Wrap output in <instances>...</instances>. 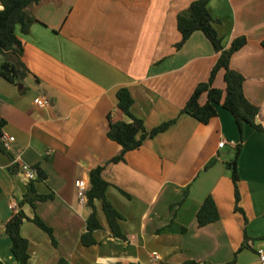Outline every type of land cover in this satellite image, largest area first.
Instances as JSON below:
<instances>
[{
  "label": "crops",
  "instance_id": "0c3cea01",
  "mask_svg": "<svg viewBox=\"0 0 264 264\" xmlns=\"http://www.w3.org/2000/svg\"><path fill=\"white\" fill-rule=\"evenodd\" d=\"M195 1L41 0L29 8L36 22L28 34L17 27L29 74L20 85L0 76L1 132L15 139L8 146L2 139L5 152L0 143V264H19L5 227L28 190L24 167L44 172L35 188L52 198L22 209L51 227L57 241L53 246L25 220L21 234L30 244L29 264H262L264 134L246 124L241 141L235 119L222 107L207 125L183 113L220 56L202 32L176 48L182 39L178 15ZM208 9L225 49L247 38L231 68L246 78L245 95L260 108L257 120L264 126V0H211ZM214 87L226 88L224 70ZM122 88L130 91L131 112L148 131L175 124L127 153L125 162L106 166L107 198L122 217L127 240L114 236L96 202L102 229L93 233L97 244L85 246L91 210L80 202L79 182L89 190L90 172L122 151L108 138L109 116L130 121L118 107ZM39 96L49 98L51 107L39 109ZM207 100L204 95L200 102ZM240 144L242 213L235 210L226 167ZM209 196L221 218L201 228L197 214Z\"/></svg>",
  "mask_w": 264,
  "mask_h": 264
},
{
  "label": "trees",
  "instance_id": "16d2710c",
  "mask_svg": "<svg viewBox=\"0 0 264 264\" xmlns=\"http://www.w3.org/2000/svg\"><path fill=\"white\" fill-rule=\"evenodd\" d=\"M210 1L211 0H197L193 2L185 12L178 15L177 19V28L182 37L181 41L176 45L178 50L187 43L195 32H202L212 44L215 52L220 55L217 64L212 70L209 81L201 83L196 87L183 113L207 125L214 117L218 116L219 108L222 107L235 119L242 141L244 126L246 124L264 134V126L257 120L260 108L251 103L245 95L244 85L246 78L241 73L231 68L232 57L247 45V38H237L229 49H225L223 47L222 37L215 28V24L218 21L212 16L208 9ZM0 2L3 6V9L0 10V76L11 84L20 85L27 78L29 69L23 60L24 45L17 36V27L20 26L24 34L29 33L32 25L36 22L30 15L29 8L33 5H38L41 0H0ZM262 46L264 48V40ZM221 70L225 72L226 88L224 90L214 87L215 78ZM204 95H207L208 100L203 105L200 101ZM117 98L119 109L130 121L112 122L109 116L110 127L108 138L119 144L122 147V151L119 156L113 158L104 166H99L90 172V188L87 191V206L90 208L91 214L87 219V233L82 237V242L85 246L96 245L97 242L93 237V233L102 229L97 215L96 202H101L102 210L114 236L125 241L127 240L119 225V220H121L122 217L107 198V190L110 184L103 177L106 166L125 162L127 153L138 150L142 147L147 138H154L167 131L175 124L174 120L148 131L144 122L135 117L131 112L134 99L130 91L126 88L120 89L117 92ZM4 124L5 121L1 120L0 143L5 152L7 150L3 145V133L1 132ZM241 147L242 144L237 146L234 159L226 164L235 187V210L239 213L243 212L239 206L241 196L238 188V183L240 181L238 174V159ZM15 167L16 165L14 164L10 168L11 172H15ZM32 168L37 172L38 178L29 181L27 193L23 201L19 204L20 209L5 227V234L12 242V253L19 264H29L31 259L29 241L21 234L23 223L25 220L30 219L26 216L22 207L25 204H30L32 208L35 209V202L47 201L52 198V196H42L37 193L35 183L40 180H45L46 175L39 167ZM185 194H188V192ZM220 218L217 205L214 199L209 196L197 214L198 225L201 228L206 227L218 222ZM30 221L50 237L53 246H57L54 231L51 227L38 216H35L34 219ZM245 236L248 241L246 230ZM57 264H68V262L65 259H61ZM185 264L199 263L186 262ZM231 264H235V261Z\"/></svg>",
  "mask_w": 264,
  "mask_h": 264
},
{
  "label": "built area",
  "instance_id": "2783aa9c",
  "mask_svg": "<svg viewBox=\"0 0 264 264\" xmlns=\"http://www.w3.org/2000/svg\"><path fill=\"white\" fill-rule=\"evenodd\" d=\"M35 105L39 108V109H47L49 107H51V101L49 98L45 97V96H39L35 101H34ZM15 139L13 137H6L3 135V142L5 144V146H8L9 142L14 141ZM225 143L221 142L219 147H224ZM27 180L28 181H33L36 180L38 178L37 172L32 168V167H24L23 169ZM79 190H80V202L86 203L87 202V187L85 186V184L83 182H79ZM260 260L261 263L264 264V253L263 251H260Z\"/></svg>",
  "mask_w": 264,
  "mask_h": 264
},
{
  "label": "rangeland",
  "instance_id": "374dc122",
  "mask_svg": "<svg viewBox=\"0 0 264 264\" xmlns=\"http://www.w3.org/2000/svg\"><path fill=\"white\" fill-rule=\"evenodd\" d=\"M0 64H1V61H0Z\"/></svg>",
  "mask_w": 264,
  "mask_h": 264
}]
</instances>
